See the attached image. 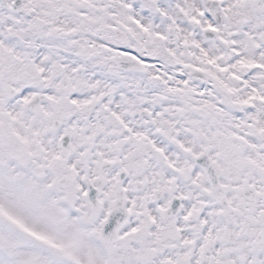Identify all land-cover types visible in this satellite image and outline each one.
Here are the masks:
<instances>
[{
  "label": "snow or ice",
  "instance_id": "1",
  "mask_svg": "<svg viewBox=\"0 0 264 264\" xmlns=\"http://www.w3.org/2000/svg\"><path fill=\"white\" fill-rule=\"evenodd\" d=\"M0 264H264V0H0Z\"/></svg>",
  "mask_w": 264,
  "mask_h": 264
}]
</instances>
